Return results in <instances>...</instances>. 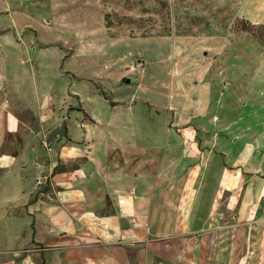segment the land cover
I'll use <instances>...</instances> for the list:
<instances>
[{
  "label": "rangeland",
  "instance_id": "rangeland-1",
  "mask_svg": "<svg viewBox=\"0 0 264 264\" xmlns=\"http://www.w3.org/2000/svg\"><path fill=\"white\" fill-rule=\"evenodd\" d=\"M248 1L0 0V263L20 264L32 253L31 199L53 181L45 139L66 138L77 109L71 87L90 66L150 88L151 164L163 161L152 152H163L159 143L174 129L210 116L219 128L229 122L228 136L240 145L225 152H257L264 162V24L253 23L264 10H247ZM195 128L204 152V130ZM182 168L181 181H189ZM151 235V245L173 250L177 237Z\"/></svg>",
  "mask_w": 264,
  "mask_h": 264
},
{
  "label": "crops",
  "instance_id": "crops-1",
  "mask_svg": "<svg viewBox=\"0 0 264 264\" xmlns=\"http://www.w3.org/2000/svg\"><path fill=\"white\" fill-rule=\"evenodd\" d=\"M250 1L247 10H264V0ZM90 68L71 87L70 108L77 109L64 125L66 138L50 151L51 185L31 199L34 244L20 264H264L258 153L223 150L234 143L229 122L219 128L215 117L196 124L189 118L182 133L176 128L159 143L163 152H152L163 161L151 164L144 119L150 88L122 85L121 74ZM195 125L204 130V152ZM183 165L189 181H181ZM151 233L177 237L173 250L151 245Z\"/></svg>",
  "mask_w": 264,
  "mask_h": 264
},
{
  "label": "built area",
  "instance_id": "built-area-1",
  "mask_svg": "<svg viewBox=\"0 0 264 264\" xmlns=\"http://www.w3.org/2000/svg\"><path fill=\"white\" fill-rule=\"evenodd\" d=\"M59 128H63V126L60 125ZM60 138H61V135H59V134L54 135V136L49 137V138L46 137L45 143H46V146L49 149V151H52V146L54 145L55 141L58 140V139H60ZM48 180H49V177L48 176L40 177L36 181V185L38 187L39 186H43V185H47Z\"/></svg>",
  "mask_w": 264,
  "mask_h": 264
},
{
  "label": "water",
  "instance_id": "water-1",
  "mask_svg": "<svg viewBox=\"0 0 264 264\" xmlns=\"http://www.w3.org/2000/svg\"><path fill=\"white\" fill-rule=\"evenodd\" d=\"M125 83L127 85H134L138 83V79L134 78V77H127L125 80Z\"/></svg>",
  "mask_w": 264,
  "mask_h": 264
}]
</instances>
